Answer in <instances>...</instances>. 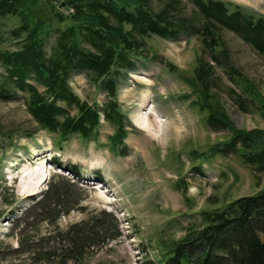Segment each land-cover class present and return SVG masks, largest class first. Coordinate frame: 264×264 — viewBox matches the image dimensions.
<instances>
[{
	"label": "trees",
	"instance_id": "trees-1",
	"mask_svg": "<svg viewBox=\"0 0 264 264\" xmlns=\"http://www.w3.org/2000/svg\"><path fill=\"white\" fill-rule=\"evenodd\" d=\"M163 1L155 10L149 0H66L73 13L63 15L50 0H0V99L22 93L28 113L51 135L57 149L75 135L99 146L107 144L113 151L120 147L118 152L125 154L124 139L134 128L117 100L120 79L139 62L152 60L157 54L147 40L151 35L169 38L181 30L200 34L210 60L197 58L189 71L165 63L188 85L185 96L191 97L189 105L200 121L227 130L206 148L189 150L192 161L199 160L193 168L200 170L201 162L231 151L258 183L256 174L264 171V128L234 125L213 90L212 74L215 63L222 65L228 54L217 35L223 30L234 33L264 57V18L242 12L239 7L230 12L219 0H186L193 7L188 16L178 12L180 0ZM6 18L17 19V24L8 28ZM52 34L54 41L47 50ZM15 39L18 44L14 49L3 45ZM74 71H83L88 83L104 92L101 107L80 99L73 91L69 76ZM223 71L239 88V92L233 89L237 104L243 110L251 107L264 120L260 87L232 65ZM102 123L112 128L106 144L99 142ZM22 135L28 138L33 133L25 129ZM9 139L0 130V143ZM21 150L25 153L27 149ZM65 167L72 175H80L77 164ZM95 176L103 180L98 172ZM182 180L175 186L188 201L186 188L178 183ZM79 191L76 180L54 173L37 200L23 212L26 217L36 214L32 222L45 223L50 230L38 233L19 223L24 215L14 219L19 228L18 249L30 256V264H94L89 260L90 252L121 236L118 219L105 209L87 211L84 218L64 228L59 226L62 215L74 209L85 211ZM16 202L14 191L9 201L0 198V206H7V215L14 214ZM200 215V224H189L181 236L160 240L158 256L145 264H264V185L218 206L203 207Z\"/></svg>",
	"mask_w": 264,
	"mask_h": 264
},
{
	"label": "rangeland",
	"instance_id": "rangeland-1",
	"mask_svg": "<svg viewBox=\"0 0 264 264\" xmlns=\"http://www.w3.org/2000/svg\"><path fill=\"white\" fill-rule=\"evenodd\" d=\"M65 1L50 0V3L63 15H70L72 7H67ZM219 1L227 8L239 7L242 12L264 18V0ZM149 2L158 10L164 1ZM178 12L189 16L193 7L180 0ZM5 20L8 28L17 24V19ZM53 35L47 39V50L54 41ZM217 35L228 54L222 65H214L213 90L236 127L264 128V120L256 110L251 107L243 110L234 100L233 89L239 92V88L223 71L232 65L257 84L264 96V57L230 31L223 30ZM147 40L155 46L157 54L152 60L139 62L118 84L117 100L134 128L124 139L125 154L118 152L120 147L113 151L106 144L112 128L105 123L99 129V142L105 146L74 135L57 149L51 135L28 113L22 93L0 99V130L10 136L0 143V198L9 201L11 191L17 196L14 214L6 216L7 206H0L4 215L0 220V264H30V256L18 249L19 228L14 219L24 215L54 173L77 181L80 202L85 208L62 215L61 228L84 218L91 210L111 211L119 221L121 236L90 252L89 260L94 264H145L147 259H156L160 240L179 237L189 224H200L201 208L218 206L264 185V171L256 174L258 183L253 181L249 169L231 151L201 162L200 170L193 168L199 160L192 161L189 150L206 148L227 134V130L214 129L200 121L197 111L189 105L191 97L185 96L190 90L188 85L165 63L189 71L197 58L210 60L209 51L200 36L184 30L174 37L151 35ZM17 42V39L5 41L3 45L12 50ZM0 73L3 74L1 67ZM69 83L80 99L101 107L104 92L90 85L83 71L71 73ZM25 129H30L33 135L26 138L22 135ZM23 147L26 153L21 152ZM57 162L63 167L77 164L81 174L73 176L59 168ZM97 172L103 180H97ZM181 178L184 180L178 183L186 188L188 201L175 186ZM210 197L214 200H208ZM35 215H24L19 223H26L38 233L49 231L45 223L32 222Z\"/></svg>",
	"mask_w": 264,
	"mask_h": 264
},
{
	"label": "bare ground",
	"instance_id": "bare-ground-1",
	"mask_svg": "<svg viewBox=\"0 0 264 264\" xmlns=\"http://www.w3.org/2000/svg\"><path fill=\"white\" fill-rule=\"evenodd\" d=\"M26 169V168H25ZM40 175H43V174H40ZM40 181V180H39Z\"/></svg>",
	"mask_w": 264,
	"mask_h": 264
}]
</instances>
